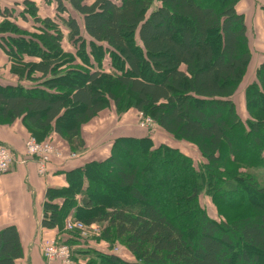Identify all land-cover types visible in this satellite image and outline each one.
Here are the masks:
<instances>
[{
  "label": "trees",
  "instance_id": "16d2710c",
  "mask_svg": "<svg viewBox=\"0 0 264 264\" xmlns=\"http://www.w3.org/2000/svg\"><path fill=\"white\" fill-rule=\"evenodd\" d=\"M53 1L48 17L32 0L0 6V48L18 79L0 85V125L20 120L28 138L53 144L56 134L82 149V126L113 106L150 117L205 162L197 170L149 136L117 138L106 159L46 190L41 227L70 249L68 234L93 239L66 231L68 218L101 225V243L133 258L77 253L93 264H264V208L254 203L264 198V59L244 89L243 120L235 95L252 53L240 0ZM261 13L264 29V5ZM201 193L221 220L200 206ZM22 257L16 228L1 229L0 264Z\"/></svg>",
  "mask_w": 264,
  "mask_h": 264
},
{
  "label": "crops",
  "instance_id": "0c3cea01",
  "mask_svg": "<svg viewBox=\"0 0 264 264\" xmlns=\"http://www.w3.org/2000/svg\"><path fill=\"white\" fill-rule=\"evenodd\" d=\"M32 1L43 17L53 15L55 11L53 0L52 3H49V0ZM13 2L14 0H0V6H9ZM20 27L24 25L21 23ZM64 46L65 50L70 49L67 42ZM17 80L11 72L8 56L0 48V85L15 86ZM240 99L236 97L235 102L239 112L243 114L245 110ZM133 111L129 110L123 116L118 115L113 106L102 111L82 126L80 138L83 148L75 151L62 138L52 134L49 140L61 153V159L52 160L45 176L37 173L34 161L20 163L25 158L24 142L30 136L21 121L0 125V146L7 148L14 157L10 170L0 176V230L14 226L18 232L23 257L16 264H47L40 253L42 241L64 238L56 230H45L41 227L45 192L48 188H64L67 186L66 172L81 168L90 162L106 159L115 139L146 137V130L136 127Z\"/></svg>",
  "mask_w": 264,
  "mask_h": 264
},
{
  "label": "rangeland",
  "instance_id": "374dc122",
  "mask_svg": "<svg viewBox=\"0 0 264 264\" xmlns=\"http://www.w3.org/2000/svg\"><path fill=\"white\" fill-rule=\"evenodd\" d=\"M52 3V0H49V3ZM264 5V0H240L238 3V12L240 14H243L245 17V23L247 27V38L249 42V47L252 53V64L248 70V74L246 76L245 81L240 85L238 92L236 93L235 97H240L242 101V106L244 107V101H243V95H244V89L248 84H250L251 81L255 78V69L258 66L259 63H261L264 59V29L262 26V13H261V6ZM44 16V15H42ZM238 109V108H237ZM246 112V111H245ZM239 115L243 118V120L247 117L246 113H240L238 110ZM126 113L122 114L125 115ZM140 114H142L143 117L150 118L148 116H145L143 113H139L135 111L132 112V116L134 119V122L136 124V127L141 128L139 126V119ZM151 119V118H150ZM152 120V119H151ZM153 121V120H152ZM143 129V128H142ZM145 135L152 138L154 141L155 146H158L160 144L168 145L173 148L179 149L183 154L188 156L195 168L199 170L201 167L200 165L203 164L205 161L201 158L199 152L197 151L196 147L185 143V142H177L172 137L167 136L164 132L158 128H156L155 124L151 126L150 128L145 129ZM163 134V136H162ZM75 151V150H73ZM175 183H179L178 179ZM179 183L178 185H180ZM165 185H169L168 177L165 179ZM173 188V187H172ZM199 203L200 206L206 211L207 215L214 219V220H221L219 218L214 205L210 201V198L205 196L204 193H201L199 195ZM254 203H257L261 208H264V198L257 199L254 201ZM97 226V225H95ZM96 227L97 229H100L99 233H95L93 236H91L90 241H87V243H84V241H80L78 237L74 234H68V236L71 238L72 241H70L71 246L70 249L74 252V256L76 259L82 261L86 264H93L94 260H92L88 255H78V252H87L90 251H97L103 253H113L115 255H118L124 260H130L133 261V258L127 253L125 248L120 244L115 242L111 249H109L108 245L101 243L102 241L99 240V237L101 236L103 226L98 225ZM95 228V227H93ZM67 236V238H68ZM90 247H93L90 249ZM76 253V254H75Z\"/></svg>",
  "mask_w": 264,
  "mask_h": 264
},
{
  "label": "built area",
  "instance_id": "2783aa9c",
  "mask_svg": "<svg viewBox=\"0 0 264 264\" xmlns=\"http://www.w3.org/2000/svg\"><path fill=\"white\" fill-rule=\"evenodd\" d=\"M154 125V122L147 117H143L140 114L139 126L143 129L150 128ZM25 158L20 163L25 164L27 160L34 161L37 166V173L40 176H45L48 171V167L54 159H61V153L53 144L49 142H38L34 138H28L24 142ZM14 162V157L11 152L5 148L0 147V176L6 174L10 170V166ZM93 224L86 226L81 222H77L71 219H67L65 222V230L79 232L81 238H89L95 233H99V226ZM95 227V228H93ZM40 252L47 264H78L71 257L70 249L64 245L58 243L55 239H45L40 246Z\"/></svg>",
  "mask_w": 264,
  "mask_h": 264
}]
</instances>
